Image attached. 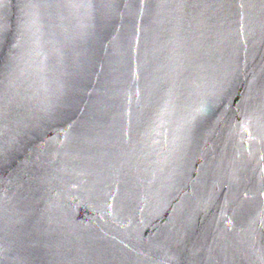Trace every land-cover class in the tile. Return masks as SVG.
Here are the masks:
<instances>
[{
  "label": "water",
  "instance_id": "1",
  "mask_svg": "<svg viewBox=\"0 0 264 264\" xmlns=\"http://www.w3.org/2000/svg\"><path fill=\"white\" fill-rule=\"evenodd\" d=\"M0 264H264V0H0Z\"/></svg>",
  "mask_w": 264,
  "mask_h": 264
}]
</instances>
